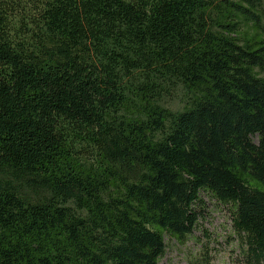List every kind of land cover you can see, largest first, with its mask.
I'll return each mask as SVG.
<instances>
[{
  "label": "trees",
  "instance_id": "16d2710c",
  "mask_svg": "<svg viewBox=\"0 0 264 264\" xmlns=\"http://www.w3.org/2000/svg\"><path fill=\"white\" fill-rule=\"evenodd\" d=\"M205 197L264 264V0H0V264H159Z\"/></svg>",
  "mask_w": 264,
  "mask_h": 264
},
{
  "label": "rangeland",
  "instance_id": "374dc122",
  "mask_svg": "<svg viewBox=\"0 0 264 264\" xmlns=\"http://www.w3.org/2000/svg\"><path fill=\"white\" fill-rule=\"evenodd\" d=\"M181 100L167 97L164 105L174 111L181 108ZM206 203L193 234L183 243L166 238L167 253L159 264H189L192 257L208 254L216 264H233L232 221L226 206L205 197Z\"/></svg>",
  "mask_w": 264,
  "mask_h": 264
}]
</instances>
